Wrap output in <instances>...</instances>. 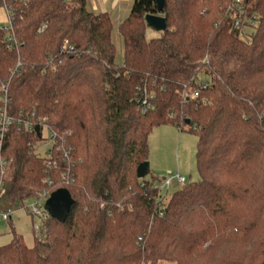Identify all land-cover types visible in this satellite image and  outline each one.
Returning a JSON list of instances; mask_svg holds the SVG:
<instances>
[{"label": "trees", "instance_id": "16d2710c", "mask_svg": "<svg viewBox=\"0 0 264 264\" xmlns=\"http://www.w3.org/2000/svg\"><path fill=\"white\" fill-rule=\"evenodd\" d=\"M87 1L6 0L0 107L8 84V115L33 130L8 132L1 206L59 189L73 205L64 223L48 218L30 248L12 231L0 264H264V0H239L240 14L235 0H164L160 14L155 0H134L117 28L122 65L110 18ZM147 15L166 21L150 40ZM140 85L154 96L145 114ZM162 124L197 137L199 181L165 198L159 215L163 195L136 169ZM44 127L68 152L62 160L53 150L50 170L34 148Z\"/></svg>", "mask_w": 264, "mask_h": 264}, {"label": "rangeland", "instance_id": "374dc122", "mask_svg": "<svg viewBox=\"0 0 264 264\" xmlns=\"http://www.w3.org/2000/svg\"><path fill=\"white\" fill-rule=\"evenodd\" d=\"M115 26L111 32L115 47V62L117 65H122L123 44ZM243 32L249 34L251 30L244 28ZM159 34V32L148 29L145 36L147 40H150L158 37ZM42 136L43 141L34 146L35 153L40 157H43L52 147L50 134L46 128L43 130ZM196 143L197 137L193 133L187 130L179 131L175 125L162 124L153 128L148 137L149 174L144 180L158 187L160 193L166 195V198L188 183L198 182ZM176 173L184 176L185 184L182 186L173 182L166 190L162 179H169ZM37 201L36 197H30L23 202H16L11 207V219L8 221L0 219V246L8 244L12 240V231L22 238L27 247L30 248L34 245L35 232L33 231L32 217L26 208Z\"/></svg>", "mask_w": 264, "mask_h": 264}, {"label": "built area", "instance_id": "2783aa9c", "mask_svg": "<svg viewBox=\"0 0 264 264\" xmlns=\"http://www.w3.org/2000/svg\"><path fill=\"white\" fill-rule=\"evenodd\" d=\"M22 3H26V0H20ZM239 0H235V9H232V14L242 12ZM5 14H6V25L1 28V30H11V25H12V14H13V9L11 8V5L6 3V0H3V5H2ZM239 25V21L234 22V27L237 28ZM44 27H41L40 30H42ZM9 41H11V37L9 38ZM63 50H66L67 46L63 47ZM71 50V48L69 47ZM205 88V86H203ZM1 90L3 91V95L1 98L2 105L0 107V219L4 221H8L11 219V208L1 206V201L2 198L6 195L7 192V171L8 168L11 165L12 159H6L3 157V149H4V144L8 136V132L12 126H16L17 129L24 130V131H32L33 130V123L28 120H22L21 118L15 119L11 116L8 115L7 112V103H8V98H7V91H8V84H3ZM196 93L193 91L186 93L184 95V99H195ZM154 96L152 93L147 91L144 85H140L136 87V103L139 105L140 110L143 114L148 113L150 111H153L155 109L154 103ZM47 129L49 131V138L52 141V147L51 149L45 153V167L47 170H50L51 168H54L56 166V161L53 158L52 151L54 150L55 153L58 152L61 154L62 160H67L68 158V152L64 151L62 148V145L59 144V142H62L63 139L62 137H58L57 134L53 131H50L47 127H44V129ZM68 135V134H67ZM43 141V140H42ZM65 144V142H64ZM63 150V151H62ZM62 180L65 181L66 177L63 176ZM48 186L52 185L51 180H45ZM176 182L178 185H184L186 180L184 177L180 176L178 173L173 175L169 179H163V186L165 187L166 190L170 187L172 182ZM51 193H49L47 190H43L39 193H37L34 197L37 198V202L32 203L30 206L26 208L28 214L32 217V225H33V231L35 232V239L37 241H41L43 239V230L42 226L46 222V220L49 217L48 213L44 209V204L47 198L49 197ZM165 198L166 195H163L161 199H159L158 203V211L159 215H162V208L163 204L165 203ZM140 244V241L138 242Z\"/></svg>", "mask_w": 264, "mask_h": 264}, {"label": "water", "instance_id": "95a60500", "mask_svg": "<svg viewBox=\"0 0 264 264\" xmlns=\"http://www.w3.org/2000/svg\"><path fill=\"white\" fill-rule=\"evenodd\" d=\"M157 13H161L164 6V0H155ZM146 25L155 32L162 33L166 30L165 18L159 15L145 16ZM186 123H189L187 120ZM149 174V163L146 161L140 164L136 169V178L144 179ZM73 200L66 189H59L52 192L44 204V209L49 217L59 223H64Z\"/></svg>", "mask_w": 264, "mask_h": 264}, {"label": "crops", "instance_id": "0c3cea01", "mask_svg": "<svg viewBox=\"0 0 264 264\" xmlns=\"http://www.w3.org/2000/svg\"><path fill=\"white\" fill-rule=\"evenodd\" d=\"M133 2L134 0H88L87 9L93 13L106 14L110 18L113 24V28L115 25H116L115 27L118 28V25L129 14ZM5 25H6V14L3 7H0V26L3 28ZM174 183L177 184L176 182Z\"/></svg>", "mask_w": 264, "mask_h": 264}]
</instances>
